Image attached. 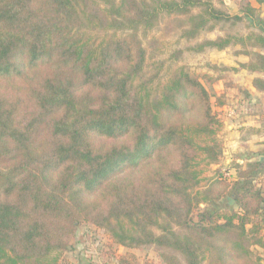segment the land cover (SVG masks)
<instances>
[{"label":"trees","instance_id":"obj_1","mask_svg":"<svg viewBox=\"0 0 264 264\" xmlns=\"http://www.w3.org/2000/svg\"><path fill=\"white\" fill-rule=\"evenodd\" d=\"M162 17L188 40L241 19L212 0H0V264H63L83 221L107 232L116 264H140L131 250L146 245L163 264H261L250 247L264 246V160L200 185L223 121L188 68L163 83L150 71L138 32ZM247 37L241 66L264 72V33ZM223 196L237 207H219Z\"/></svg>","mask_w":264,"mask_h":264},{"label":"rangeland","instance_id":"obj_2","mask_svg":"<svg viewBox=\"0 0 264 264\" xmlns=\"http://www.w3.org/2000/svg\"><path fill=\"white\" fill-rule=\"evenodd\" d=\"M212 2L215 7L226 11L229 15H239L241 19L221 21L213 29L201 30L195 39L188 40L180 36L181 31L177 27L178 20L162 17L153 28L138 32L142 45L147 50L146 64L150 71L160 67L158 83L165 82L174 68L180 66L188 68L199 77V81L208 91L213 111L221 119H223L222 116L228 117L235 125L230 130L235 131L236 137L242 139L245 136H258L260 139L257 137L255 140L264 143V91L249 86L252 80L264 81V72L253 73L250 69L243 68L241 65L248 62L249 56L239 53V51L252 49L250 43L253 40L247 37L249 34L264 33V0L261 2L259 0H212ZM247 4L254 7L253 12L248 13L252 15L243 12V8ZM228 34L242 37L244 39L243 43L237 42L236 45L231 44L221 50L206 48L202 52H197L192 49L193 46L204 40L215 39ZM152 38L158 40L157 46L154 48L150 45ZM259 51L264 53V49H259ZM219 100L224 102L222 107L217 105ZM223 126L216 134V139L222 148V154L217 164H212L203 171L201 186L216 178L218 172L226 170L229 165L233 166L236 162L245 161L249 157L252 160L261 157L258 156L256 151H251L253 149H249L247 144L241 143V146L235 147L234 144L225 142L223 136L226 134V130L223 131ZM256 142L260 143L259 141ZM243 146L244 148H240ZM252 148H255V146ZM225 149L228 151H225ZM256 176L257 178L264 176L262 165ZM217 203L219 207L224 209L237 207L234 200L233 203H229L228 197L225 196L221 197ZM199 207H204V203H200ZM106 233L103 229H97L87 221L81 222L76 229L72 243V246L74 245L76 248L75 254L87 250L91 252L86 257L87 259H93L94 257L96 260H103L101 257L110 258L111 255L106 254L109 252V247L106 244L108 240ZM261 235L264 240V230H261ZM114 247L116 245H113L112 249ZM115 250L123 252L125 249L117 248ZM162 250L156 249L152 245L134 249L140 264L144 262H148L147 264H163L160 256ZM250 250L253 256L259 257V262L264 264V246H251ZM69 251L63 253L64 260L70 256ZM94 262L96 261L92 260V263ZM200 264H207V260L204 258Z\"/></svg>","mask_w":264,"mask_h":264},{"label":"crops","instance_id":"obj_3","mask_svg":"<svg viewBox=\"0 0 264 264\" xmlns=\"http://www.w3.org/2000/svg\"><path fill=\"white\" fill-rule=\"evenodd\" d=\"M222 118H223L222 120H223V123H224L223 131L226 130V134L223 136L225 142L234 144L235 147L241 146V143L245 144V145L247 144V147L249 149H253L251 151H256L257 154H258L259 151L263 150L264 143L262 141H260V140H255L258 136H245V138L239 139L238 136L237 137L235 136V134H234L235 131L234 130H230L231 127H235V125L229 120L228 117H223L222 116ZM258 139H260V137H258ZM255 141H259L260 143H258V142L255 143ZM253 146H255V148H252ZM240 148H244V146L240 147ZM225 150L228 151L227 149H225ZM261 157H263V156H261ZM75 250H76V248L73 245L70 248V251H69L70 256H68V258H67L68 260L65 258L66 260H64L63 264H96V262H98L97 264H116L115 258L113 256H110V258L101 257V259H103V260H100L99 258H98L99 260H96L95 257L93 259H87L86 257H88L89 253H91V252H88L87 250H84V251H81L78 254H75ZM131 252L136 254L134 249L131 250ZM92 260H94L96 262L92 263ZM104 261H105V263H104Z\"/></svg>","mask_w":264,"mask_h":264},{"label":"water","instance_id":"obj_4","mask_svg":"<svg viewBox=\"0 0 264 264\" xmlns=\"http://www.w3.org/2000/svg\"><path fill=\"white\" fill-rule=\"evenodd\" d=\"M226 151V150H225ZM225 151H224V153H225ZM262 158L263 157H260V160L262 161ZM228 200H229V203H233V199H231V198H228Z\"/></svg>","mask_w":264,"mask_h":264},{"label":"built area","instance_id":"obj_5","mask_svg":"<svg viewBox=\"0 0 264 264\" xmlns=\"http://www.w3.org/2000/svg\"><path fill=\"white\" fill-rule=\"evenodd\" d=\"M228 175H229V174H228L227 172H224V176L228 177Z\"/></svg>","mask_w":264,"mask_h":264}]
</instances>
